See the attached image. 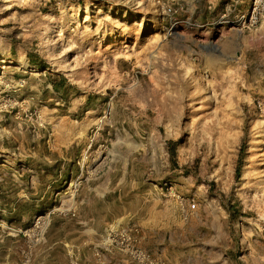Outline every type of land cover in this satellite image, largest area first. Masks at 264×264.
Returning a JSON list of instances; mask_svg holds the SVG:
<instances>
[{
    "label": "rangeland",
    "instance_id": "obj_1",
    "mask_svg": "<svg viewBox=\"0 0 264 264\" xmlns=\"http://www.w3.org/2000/svg\"><path fill=\"white\" fill-rule=\"evenodd\" d=\"M264 264V0H0V264Z\"/></svg>",
    "mask_w": 264,
    "mask_h": 264
},
{
    "label": "crops",
    "instance_id": "obj_2",
    "mask_svg": "<svg viewBox=\"0 0 264 264\" xmlns=\"http://www.w3.org/2000/svg\"><path fill=\"white\" fill-rule=\"evenodd\" d=\"M11 264H14V263H11Z\"/></svg>",
    "mask_w": 264,
    "mask_h": 264
}]
</instances>
